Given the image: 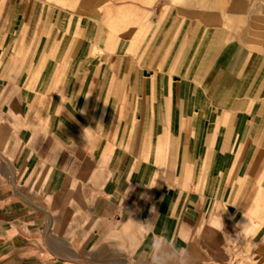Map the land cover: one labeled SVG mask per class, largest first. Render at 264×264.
<instances>
[{
	"label": "crops",
	"instance_id": "0c3cea01",
	"mask_svg": "<svg viewBox=\"0 0 264 264\" xmlns=\"http://www.w3.org/2000/svg\"><path fill=\"white\" fill-rule=\"evenodd\" d=\"M218 205L264 241V50L172 0H0V264H183Z\"/></svg>",
	"mask_w": 264,
	"mask_h": 264
},
{
	"label": "rangeland",
	"instance_id": "374dc122",
	"mask_svg": "<svg viewBox=\"0 0 264 264\" xmlns=\"http://www.w3.org/2000/svg\"><path fill=\"white\" fill-rule=\"evenodd\" d=\"M245 1L246 9L236 14L228 13L229 7L214 13L202 8L199 0L196 7L188 8L184 1L181 4L172 0L185 13L224 26L247 46L264 50V0ZM211 15L214 18H210ZM233 21L241 23L233 26ZM242 211L245 212L239 215L237 209L229 212L221 205L205 208L202 214L205 218L186 237L187 259L199 260L197 264H264V241L260 240L259 226L253 221L254 210L250 207L248 213L246 208ZM229 253V260H225ZM190 261L187 260V264Z\"/></svg>",
	"mask_w": 264,
	"mask_h": 264
},
{
	"label": "clouds",
	"instance_id": "9594fccd",
	"mask_svg": "<svg viewBox=\"0 0 264 264\" xmlns=\"http://www.w3.org/2000/svg\"><path fill=\"white\" fill-rule=\"evenodd\" d=\"M179 251H181L182 253H183V264H187V257H186V253H185V251L184 250H179Z\"/></svg>",
	"mask_w": 264,
	"mask_h": 264
},
{
	"label": "bare ground",
	"instance_id": "6f19581e",
	"mask_svg": "<svg viewBox=\"0 0 264 264\" xmlns=\"http://www.w3.org/2000/svg\"><path fill=\"white\" fill-rule=\"evenodd\" d=\"M213 1V0H212ZM212 3V2H211ZM208 6V5H207ZM210 9H212V8H210ZM233 10V9H232ZM230 12H232V11H230ZM233 12H235V11H233Z\"/></svg>",
	"mask_w": 264,
	"mask_h": 264
}]
</instances>
